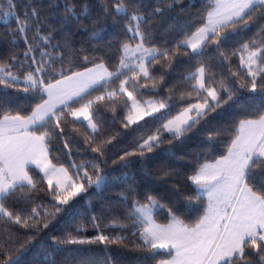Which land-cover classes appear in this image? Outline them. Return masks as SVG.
Instances as JSON below:
<instances>
[{
	"label": "snow or ice",
	"instance_id": "1",
	"mask_svg": "<svg viewBox=\"0 0 264 264\" xmlns=\"http://www.w3.org/2000/svg\"><path fill=\"white\" fill-rule=\"evenodd\" d=\"M194 7L0 0V41L11 45L0 48V264H26L29 253L27 264H123L124 253L135 264H264V0ZM181 17L191 20L182 26ZM168 21L163 34L175 36L157 42ZM69 24L90 41L110 26L120 38L77 49ZM109 111L123 133L107 131ZM158 121L117 149L128 130ZM225 139L215 158L187 151ZM136 165L158 186L142 189ZM108 188L119 190L98 213L62 235L48 231L60 217L74 219L90 189ZM181 202L203 205L202 214L186 222Z\"/></svg>",
	"mask_w": 264,
	"mask_h": 264
},
{
	"label": "trees",
	"instance_id": "2",
	"mask_svg": "<svg viewBox=\"0 0 264 264\" xmlns=\"http://www.w3.org/2000/svg\"><path fill=\"white\" fill-rule=\"evenodd\" d=\"M24 0H18V4H23ZM91 2L93 4H95L96 0H91ZM140 3H144V4H148L151 3V0H139ZM204 2V0H185V5L186 6H190V5H195L194 8H191L192 12H196L200 7L201 4ZM95 8L93 9V15H95ZM191 20L190 17H181L180 21H181V25H186L187 22H189ZM83 23L85 24H89L90 21L88 20H84ZM168 23H173V21H168L167 23H165L162 26V29L160 32L157 33L156 35V41L160 42L162 39H169L170 37H174L175 33H168L167 35L163 34V29H166L168 26ZM185 30H187V28L185 27ZM64 31L66 33L70 34V38L72 40V42L74 43L75 47L77 49L80 48L81 45H83L86 48H90L92 45H97L100 48H104L109 42L114 41L118 38H120V33H119V29L115 26H110L109 28H107L105 30V33H102L103 35V39L100 41L97 40H89V33L85 32L83 30L77 31L76 27L72 24L66 25L64 28ZM177 31H179V27L177 28ZM251 33H249L250 35ZM0 48L3 49L4 53L7 54L10 50H11V45L7 42V41H0ZM182 63L180 64V71H183L185 69H187L188 67V63L187 60L185 58H182ZM77 63H79V61H77ZM238 63V61H237ZM176 79H179V74L175 75L172 78V82H174ZM118 83V82H117ZM4 91H8V90H4ZM166 91H162L161 95H166ZM145 99L149 98V95L146 94L144 96ZM179 110V107L176 106L173 108L172 112L173 114H175L177 111ZM121 117L124 115L123 112L120 113ZM106 116V120L105 123L106 125H108L107 127V131L109 133H114L116 131H120V132H124L125 130L120 126L119 120L116 121V123L113 125L111 123L112 120V113L109 111L107 113H105ZM234 116L235 118H242L243 117V113L240 110H234ZM146 119H150V118H146ZM143 123V122H141ZM160 123V121L158 122H153V123H149L146 127L144 128H140L139 131H135L132 132L131 130L129 131V135L127 137L126 140L123 141L122 144L117 146V149L121 148V147H125L128 143L129 140L133 139L136 136H139L142 132H146L149 129H153L158 126V124ZM135 127V126H133ZM68 132L74 136H77V138L80 140L81 145L83 144V139H82V132L81 134H76L73 132V129L71 126L68 127ZM199 140V138H198ZM226 139L224 141H216L213 142L214 143V147H212L211 149H209L208 147V142H192L189 144L187 151L191 152V153H200L201 154V160L203 161V159H205L206 157L208 158H215L218 157L219 155L223 154V152L225 151V143H226ZM165 147H167L165 145ZM59 148L60 145L59 143L57 144V151L59 152ZM181 152H177V155H180ZM60 155V159L59 162L60 163H67V158L63 155L62 152L59 153ZM89 155H91V153H89ZM77 161H79V159H81V157L76 156L74 157ZM117 157L115 155H112V157L108 160V170L111 171L113 168L112 165V160L116 159ZM166 158V157H164ZM54 162H57L54 159ZM160 163H162L161 159H157L155 161L150 162L149 167L151 169H155L157 167V165H159ZM136 168V178L137 181L141 182V188L143 189L146 185H148L149 183H151V185L153 187H157L158 186V182L155 180H149L146 178L141 177L138 169H139V165L135 166ZM122 171H126V170H121ZM120 172H116L113 173V175H119ZM181 186H183V180L181 179L180 181ZM118 188H108L106 190L103 191V193H98L95 189H90L89 193L84 197L81 198L79 200V204L77 205V214L75 215L74 219H69L67 217H60L57 221H55L51 226L50 229L48 230L51 234L54 235H62L64 231L75 227V225L77 223H80L82 220L87 219L88 216H90L93 213H98L100 210V207L102 204H105L108 200L113 199L114 197V193L116 191H118ZM160 191H163V188L160 189ZM177 207L180 209V213L181 218L185 219L186 222H194L203 212V205H185L183 202H181L180 204L177 205ZM160 222H166V220H164L163 218H160ZM88 235H92V231L89 230L87 232ZM23 239V237H21ZM45 241L47 240V237L44 238ZM95 250V249H94ZM115 251V250H114ZM65 253L64 252H59L56 255V259L57 261H61L64 257ZM33 256V253H29V256L27 258V261H31ZM164 258H170L167 257V254H163ZM161 257H157V259H160ZM123 264H135V254L133 253H124L121 257ZM26 261V264H27ZM147 264H155V261L152 260H147Z\"/></svg>",
	"mask_w": 264,
	"mask_h": 264
}]
</instances>
